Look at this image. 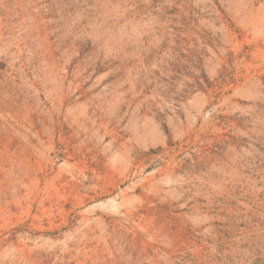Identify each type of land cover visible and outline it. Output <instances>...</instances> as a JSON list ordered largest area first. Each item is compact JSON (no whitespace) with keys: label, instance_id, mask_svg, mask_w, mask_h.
Here are the masks:
<instances>
[{"label":"rangeland","instance_id":"obj_1","mask_svg":"<svg viewBox=\"0 0 264 264\" xmlns=\"http://www.w3.org/2000/svg\"><path fill=\"white\" fill-rule=\"evenodd\" d=\"M0 264H264V0H0Z\"/></svg>","mask_w":264,"mask_h":264},{"label":"trees","instance_id":"obj_2","mask_svg":"<svg viewBox=\"0 0 264 264\" xmlns=\"http://www.w3.org/2000/svg\"><path fill=\"white\" fill-rule=\"evenodd\" d=\"M228 218H229V223H231V225H234L235 221L238 219V217L235 214H231Z\"/></svg>","mask_w":264,"mask_h":264}]
</instances>
